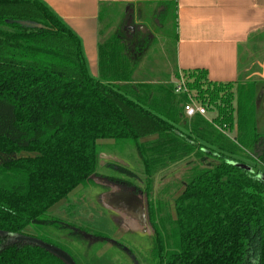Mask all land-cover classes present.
Segmentation results:
<instances>
[{
    "label": "trees",
    "instance_id": "1",
    "mask_svg": "<svg viewBox=\"0 0 264 264\" xmlns=\"http://www.w3.org/2000/svg\"><path fill=\"white\" fill-rule=\"evenodd\" d=\"M139 65L115 32L99 45L94 77L81 39L44 1L0 0V264H69L20 235L54 244L82 264L46 230L86 238L83 227L52 211L79 187L98 185L94 176L146 196L154 264H264V134L255 82L237 83L235 94L236 82H214L196 69L175 73L188 86L176 93L172 82H135ZM191 96L215 112L211 120L185 116ZM128 147L143 175L115 163L106 165L115 174L99 172L105 149ZM191 156L214 161L184 174L174 218L173 196H153V175Z\"/></svg>",
    "mask_w": 264,
    "mask_h": 264
},
{
    "label": "rangeland",
    "instance_id": "2",
    "mask_svg": "<svg viewBox=\"0 0 264 264\" xmlns=\"http://www.w3.org/2000/svg\"><path fill=\"white\" fill-rule=\"evenodd\" d=\"M122 12L123 9L117 8L114 10L112 16L110 18L108 17L110 20H105L107 22L109 21L108 25L110 27L107 28V34L109 35L103 38L102 42L115 33L114 30L118 28L117 26L123 20V26L134 23V17L129 22L131 15H127V19H124L125 17L124 15L122 16ZM173 19L171 17L166 24L163 23L160 25L157 22L158 18H155V22L149 24L157 33L155 40L150 41L149 44L138 45L135 48L136 51H143L146 55L142 57L139 68L137 69V78L139 81L152 82L153 78H157L152 83H158L162 80V82H172L175 84L171 81L176 80L175 73L177 71L174 39L176 30ZM259 36V39H252L249 46L241 50L240 75L233 89L236 94L237 83L253 84L255 82L257 128L260 133L264 134V33L259 34ZM145 45L146 47L143 50ZM207 115L208 117H212L215 115V112H208ZM113 142H106L105 144L111 145ZM23 154L31 155L27 152H23ZM213 161L212 157L199 159L196 156H191L169 165L153 175V196H161L166 200L171 199L173 196L170 200V205L172 215L176 218L175 199L183 193L182 185L184 174L193 164L198 163L208 166ZM107 163L123 164V166L128 167L130 170L143 175L140 157L133 148L128 147L122 150L105 149L102 152L99 172L101 174H115V172L107 168ZM145 179V176H142L140 182L143 189L145 188V183L143 182ZM96 182L108 185L107 179L105 178L97 179ZM107 191L108 189L104 190L102 186L93 184L79 187L67 199L56 205L52 211L53 215L70 221L79 227H83L85 230L81 232H83L86 238L92 237L90 235L92 234L107 238V241L92 242V238L90 240L86 238H75V241H72L71 237L66 235L67 232L65 230H57L54 228L46 230L49 233V237L55 243L69 248L71 253L82 264H154L152 249H150L152 245L151 238L154 232L149 221L144 220L143 223L140 219L143 213L141 206L139 203L135 204L124 200L110 192L109 194ZM111 198L115 200V204H111ZM112 205L117 209L122 208V213L128 216L129 214H127L126 209L132 211L137 216V220L127 216L128 221L126 220L121 230H117L116 224L119 219L115 213L108 210V208H113ZM116 208L114 209L116 210ZM112 241H116L117 244L112 243Z\"/></svg>",
    "mask_w": 264,
    "mask_h": 264
},
{
    "label": "crops",
    "instance_id": "3",
    "mask_svg": "<svg viewBox=\"0 0 264 264\" xmlns=\"http://www.w3.org/2000/svg\"><path fill=\"white\" fill-rule=\"evenodd\" d=\"M42 1L79 36L89 71L94 77H99V45L103 38L109 35L107 34L109 21L105 20H110L117 8L123 9L124 19H127V15L134 17V23L123 26V20V24H119L114 32H119L125 37L132 51L140 57V62L146 55L143 51L136 53L133 49L135 45L130 42L141 41L149 44L157 35L149 24L155 22V18H158L157 22L160 25L166 24L173 17L176 30L174 37L176 72L182 76L185 71L204 69L208 78L214 82H236L240 75L241 50L249 46L252 39H259V34L264 33V0ZM104 7L108 12L105 14L107 17L102 19ZM159 18H163V21L161 22ZM145 47L146 45L143 50ZM137 74L138 71L133 76L135 82L139 81ZM155 79L157 78H153L152 82ZM178 79L176 76V80L171 81L176 83ZM154 138L156 135L145 139ZM111 141L113 140H103L102 143ZM97 184L107 186V193L115 194L124 200L134 203V199H137V196L118 184L106 185L99 182ZM110 200L111 204H115L114 199ZM112 207L108 210L123 219L122 226L116 225L117 230H121L128 217L137 220L132 211L126 209L128 216L122 213V208L117 209L113 205Z\"/></svg>",
    "mask_w": 264,
    "mask_h": 264
},
{
    "label": "built area",
    "instance_id": "4",
    "mask_svg": "<svg viewBox=\"0 0 264 264\" xmlns=\"http://www.w3.org/2000/svg\"><path fill=\"white\" fill-rule=\"evenodd\" d=\"M188 91V86L186 80L181 77L175 83V92L181 93ZM184 114L188 118H192L197 114L207 116L208 110L201 102H199L195 97L191 96V100L184 106Z\"/></svg>",
    "mask_w": 264,
    "mask_h": 264
},
{
    "label": "water",
    "instance_id": "5",
    "mask_svg": "<svg viewBox=\"0 0 264 264\" xmlns=\"http://www.w3.org/2000/svg\"><path fill=\"white\" fill-rule=\"evenodd\" d=\"M132 18L130 16V20L129 22L132 21ZM105 178L107 179L106 177L104 176H94V180L96 181L97 179H100V178ZM107 182L108 183H114V182H111L110 180L107 179ZM116 184V183H114ZM17 239H22V240H28V241H32V242H35L41 246H43L44 248L58 254L59 256L63 257L69 264H76V262L74 261V259L66 252L64 251L63 249L59 248L58 246L54 245V244H51V243H48V242H45L37 237H32V236H26V235H20L19 237H17Z\"/></svg>",
    "mask_w": 264,
    "mask_h": 264
},
{
    "label": "flooded vegetation",
    "instance_id": "6",
    "mask_svg": "<svg viewBox=\"0 0 264 264\" xmlns=\"http://www.w3.org/2000/svg\"><path fill=\"white\" fill-rule=\"evenodd\" d=\"M126 30H128V29H126ZM130 43H133V45H135V47L133 49L137 48L136 46H138V45L140 46L141 44L142 45L145 44V43H143L141 41L130 42ZM263 82H264V79H263ZM118 185L122 186L123 189H125V190L126 189L129 190L130 193H133L135 196H137V199L136 200L134 199V203L135 204L139 203V205L141 206L142 211H143V213L141 214L140 219L143 221V223H144V220L145 221H149L148 214H147V200H146V196L143 193H141V192L140 193L134 192V188H132V187H126V186L121 185V184H118ZM118 219L119 220L117 221V224L116 225L121 226L123 219H121L120 217ZM149 223H150V221H149ZM150 225H151V223H150ZM151 227H152V225H151Z\"/></svg>",
    "mask_w": 264,
    "mask_h": 264
}]
</instances>
